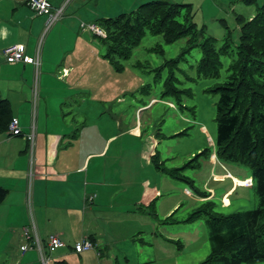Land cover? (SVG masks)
<instances>
[{
    "label": "rangeland",
    "instance_id": "374dc122",
    "mask_svg": "<svg viewBox=\"0 0 264 264\" xmlns=\"http://www.w3.org/2000/svg\"><path fill=\"white\" fill-rule=\"evenodd\" d=\"M61 1L51 0V12L61 8L64 0ZM263 2L211 0L214 7L209 3L197 4L193 7V20L200 36L195 46L190 45V37L166 43L162 35L147 32L129 59H108L107 45L99 36L93 35L88 23L85 24L86 29L79 26L75 29L74 36L77 33L82 36L84 31H89L96 41L95 48L91 47L88 55L93 58V64L80 84L90 86L96 83L97 89L92 93L82 90L79 98H75L78 102L73 97L69 98L67 101L69 105L74 104L75 110L67 107L66 112L73 110L67 114V119L78 120L76 128L82 127V123H91V129L87 131H100V137L93 134L99 140L105 135H115L116 141L112 143L107 159H100L99 165L104 167L108 181L130 184L123 194L114 197V201L121 202L125 210L130 206V213L123 216L121 236L124 241L120 243L131 256L130 264H201L212 252L209 229L205 216L191 221L193 213L204 206L210 212L224 216L258 208L259 198L255 188L250 186L252 181L245 180L252 175L251 169L217 157L216 104L219 95L210 90L225 82L228 67L236 57L235 50L241 35L239 18H253ZM77 4L78 0H70L63 17L78 10ZM49 17L33 11L27 0H0V45L24 44L33 57L42 39V55L55 54L61 47V28L66 26L68 30H74L76 21L61 22V17L48 28ZM52 37H57V40L49 52L47 47ZM228 37L232 52L222 58L221 77H199L198 67L203 56L200 44L213 38L217 49H220ZM62 46L67 48L69 44ZM65 59L63 54L59 68L63 67ZM7 65L12 64L0 57L2 98L12 95V85L8 81L11 75L3 71ZM12 77L21 86L19 90L25 94L28 92L31 98L34 72L25 75L26 81L18 75ZM42 78L55 80L57 73L53 75L47 66H42ZM90 101L94 104L88 111L85 103ZM205 151L207 154L202 155ZM150 153L156 155L159 169L150 161L153 157L149 156ZM224 167L234 170L231 172L243 180L238 181L239 186L226 199L224 194L234 181L230 177L217 179V174L228 173L229 169ZM145 178H149L161 192L155 205L146 207L137 203L142 193L140 182ZM175 204L177 207L166 216ZM101 209L109 210L104 205ZM8 220L6 215L0 214V264H13L11 248L14 245L9 242ZM109 228L116 230L117 225L109 224Z\"/></svg>",
    "mask_w": 264,
    "mask_h": 264
},
{
    "label": "crops",
    "instance_id": "0c3cea01",
    "mask_svg": "<svg viewBox=\"0 0 264 264\" xmlns=\"http://www.w3.org/2000/svg\"><path fill=\"white\" fill-rule=\"evenodd\" d=\"M151 1L155 0H78V10L70 16H62L61 21L73 23L75 19L74 30L70 28L68 30L66 26L61 28V47L55 54L43 56L41 51L39 97L35 108L32 105V93L30 98L28 92L26 94L24 91L21 92L19 90L21 86H18L15 83L16 78L12 77L18 75L26 81L25 75L33 71L35 81V67L29 63L3 67L6 75H11L8 81L9 85H12L10 89L12 95L5 99L9 100L13 118L19 120L22 131V135L16 137L11 136L8 131L0 133V186L9 191L7 198L0 205V214L7 216L8 223L10 221L8 231L11 235L9 242L14 245L11 248L13 264H41L40 254L36 248L22 251L26 243L24 229L32 223L36 226L35 231L43 245L44 255L49 258L47 264H130V254L124 250L125 247L120 246L124 241L123 216L130 213V206L125 210L121 202L114 201V197L123 194L130 184L124 181H108L107 173L103 172L104 167L99 165L100 159H107L109 149L116 141L115 135H105L99 140L93 137V134L100 137V131L99 133L87 131L91 129V123H82V127L76 128L79 121L67 119V114H71L73 110L66 111L68 106L75 110L74 104L69 105L67 101L69 98H79L82 90L92 93L97 89L96 83L90 86L80 84L82 77L93 64V58L88 55L89 49L95 48L96 41L89 31H84L82 36L78 33L74 36L75 29L78 26L86 29V23L89 26L94 25L101 17L128 13ZM168 1L191 4L193 7L209 3V6L214 7L211 0ZM64 2L65 0L62 3ZM68 38L71 40L67 41ZM56 40L57 37L49 39L47 47L49 52ZM67 43L69 47L62 46ZM8 45L13 44L0 45V57L4 61L6 60L3 50L9 47ZM24 46L26 54L32 57L27 46ZM63 54L66 55L65 64L59 68ZM67 64L70 66H65ZM42 66H47L53 75L57 73V78L41 80ZM65 79L69 81L66 82ZM59 83L61 85L57 89ZM53 92L55 95H52ZM75 101L78 102L76 99ZM93 104L91 101L89 104L85 103L88 111ZM34 121L35 145L31 154L28 136L32 133ZM132 133L136 134L135 131ZM149 156L152 157V153ZM231 171L234 170L229 169L228 173L216 176L220 180L226 177L233 178L234 182L224 194L225 199L236 186H239L238 181H243ZM247 179L252 181L251 178L245 180ZM140 185L142 193L137 203L145 207L151 203L155 205L161 195L159 188L153 185L149 178L143 179ZM30 186L32 207L28 205ZM110 197L112 202L109 203ZM89 198H92V201H89ZM103 205L109 210L103 211L101 209ZM176 207L177 204L172 206L166 216ZM109 224H116L117 229L109 228ZM51 235H57L67 245L49 248L47 243ZM83 238L91 240L96 249L77 253L73 247Z\"/></svg>",
    "mask_w": 264,
    "mask_h": 264
},
{
    "label": "trees",
    "instance_id": "16d2710c",
    "mask_svg": "<svg viewBox=\"0 0 264 264\" xmlns=\"http://www.w3.org/2000/svg\"><path fill=\"white\" fill-rule=\"evenodd\" d=\"M193 18L191 4L155 0L115 18H100L96 26L105 33V37H99L107 45L106 57L113 61L115 57L129 59L147 32L162 35L166 43L190 37V45L195 46L200 32L196 31ZM239 19L241 35L236 57L228 67L225 82L210 90L219 95L216 154L224 162L251 169L248 178L252 179L259 206L227 216L210 212L207 206L193 213L190 220L205 216L209 229L212 252L201 264L264 263V2L253 18ZM200 47L203 56L199 77L219 79L222 58L232 52L230 37L220 49L213 38L203 41ZM12 120L11 104L0 95V133L8 130ZM151 160L159 169L156 155ZM8 194L0 186V205Z\"/></svg>",
    "mask_w": 264,
    "mask_h": 264
},
{
    "label": "built area",
    "instance_id": "2783aa9c",
    "mask_svg": "<svg viewBox=\"0 0 264 264\" xmlns=\"http://www.w3.org/2000/svg\"><path fill=\"white\" fill-rule=\"evenodd\" d=\"M70 2V0H67L61 8L56 9V12H51L53 5L51 3V0H27V4L33 9V11H36L39 14H47L50 15L49 21L47 22L48 28L52 27L65 13V7ZM88 28L93 31L96 35L105 37L104 32L96 27L95 25H90ZM42 40V39H41ZM41 40L36 48V53L34 57H30L26 54V48L22 44H15L7 47L3 50V55L5 57V60L9 64H17V63H29L32 64L35 67V81L34 86L32 89V105L35 108L37 99L39 97V75H40V57H41ZM35 111V110H34ZM36 124L35 121L32 124V133L28 136L30 140V147H31V154L34 152V140H35V130H36ZM8 133L11 136H21L22 131L19 126V120L16 118H13V120L10 122L8 126ZM33 165V157L31 158V166ZM33 172L31 171L30 177L32 178ZM28 205L29 207H32V190L30 186L29 190V196H28ZM89 201H92V198L88 199ZM36 226L34 223H32L30 226L26 227L24 229V239H25V245L22 247V251H27L32 248H36L40 254V263L41 264H47L49 258L44 255L43 252V245L41 244V241L36 233ZM47 246L49 248L53 247H65L66 244L57 236V235H51L48 239ZM73 249L77 253H82L90 250L96 249V245L89 239L83 238L79 242H77Z\"/></svg>",
    "mask_w": 264,
    "mask_h": 264
}]
</instances>
